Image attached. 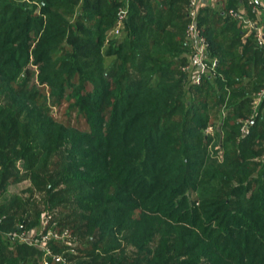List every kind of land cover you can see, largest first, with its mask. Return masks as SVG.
I'll use <instances>...</instances> for the list:
<instances>
[{"label":"trees","instance_id":"obj_1","mask_svg":"<svg viewBox=\"0 0 264 264\" xmlns=\"http://www.w3.org/2000/svg\"><path fill=\"white\" fill-rule=\"evenodd\" d=\"M187 1L129 0L117 33L125 0H0V264L46 252L11 235L39 223L8 193L21 165L56 197L71 193L93 230L77 250L110 254L123 238L138 252L115 264H264V98L252 105L264 46L203 7L213 70L197 85L184 68ZM51 197L48 210L78 232ZM48 246L56 255L43 259L65 264L68 246Z\"/></svg>","mask_w":264,"mask_h":264},{"label":"rangeland","instance_id":"obj_2","mask_svg":"<svg viewBox=\"0 0 264 264\" xmlns=\"http://www.w3.org/2000/svg\"><path fill=\"white\" fill-rule=\"evenodd\" d=\"M243 1L244 0L240 1L239 8H244L248 12L247 14L251 18L257 19V16L251 14V10L244 6ZM223 4H224V0H214V1L212 0L211 2L208 3V7H211L214 9L219 8L221 10H224V14H226L229 9L228 10L224 9L225 7L224 8L222 7ZM125 6L126 7L129 6V0H125ZM125 6H122V8H124ZM186 6H187V3H186ZM185 8L188 11V8L187 7H185ZM127 16H128V14H127ZM238 25H239V23H238ZM240 26L244 32L243 26L242 25H240ZM186 29H187V26H186ZM185 38L187 39L189 44H191L190 41L188 40L186 30H185ZM246 38L244 37V34H243L242 41H241L242 44H245V41L247 40ZM191 46H192V44H191ZM191 54H192V52L189 54V58H190ZM190 79L192 80L191 73H190ZM254 97L255 98H254L252 105H253L254 110H255V108L258 107L257 105L256 106L254 105V102L257 98L256 93H255ZM55 114L57 115L58 118H61L57 109H56ZM250 118H252V117H250ZM244 121H245V119H244ZM215 131H216V129L213 126H208V128L205 129V133L211 134L214 136L212 143L218 144V136H217ZM53 165L54 164H51L50 169H53L52 168ZM54 167H56V166H54ZM20 168H21V170H19L17 179L15 181H13L11 179V182L7 188H8L9 195H11L12 193L13 194L16 193V195H18L17 197L19 199H21V200H18V203H21L20 201H24L25 203H27L28 209H27V213H25L26 217L30 216L31 221H34L35 219L39 218L38 219L39 223L37 225H35L34 227H31V228L24 229V230L29 231L31 233L32 242H36V240H37L36 245H31V246L38 248V249H44V251H46V249L44 247L45 241L40 242V238L44 232L42 221H43V219L46 218L47 215H50L51 220H53L52 221L53 225H56L60 228H64L65 230L68 231L67 232V238L69 239V243L65 244L66 246H68V248L66 249V252H68L67 250H69L74 255L67 254L66 256H64L65 251H63V253H61V255H60V258H62V260L65 262V264H73V262L78 257L77 254H80L81 257H83L85 259H89L90 261H92L93 264H95V263L96 264H115L114 260L119 261L121 259H125L126 257L133 256L134 253L138 252V248H135L134 245L127 244V241L124 240L123 238L122 239L120 238V245H121L120 248H118L117 250H114V252H112L110 254H106L103 250L97 249V248L93 249V250H84L85 245H83V243L85 244V242L81 243L80 244L81 248L77 250V246L79 245L78 244L79 238H81V239H82V237L88 238L91 235V233L93 232V230L90 227H88V225H84V223H82L83 221L80 219V217H82L81 209L76 207V204L73 203V201L70 199L71 195H69V194H71V193H69L67 191H65V192L58 191L59 193L56 197L55 190L49 191L48 183L45 182V185H41V180L37 181V179L34 177L32 172L28 171V173H27V170L24 169V167L22 165L20 166ZM61 186H63V187H61ZM67 187H64V185H59L58 190L60 188H62V190H67L66 189ZM47 196L48 197L52 196L51 197L52 200L50 199L49 201H51V203H53V204L54 203L58 204V203L62 202V200L65 204H67V205L69 204V206H70L69 210L70 211H68L67 215H65V216L69 219L70 222H75L76 220L80 219L79 225H84L85 227L83 226L81 229H79L78 232L73 233L74 229L72 228L71 225H69V224L66 226L60 225L59 221L62 218V216L60 215L58 210H56L55 212H51V210H48V208L46 207ZM15 200L16 199H13L12 201H15ZM58 209H60V206ZM75 217H77V218H75ZM44 233H46V232H44ZM73 240L76 242H74ZM65 242H68V241H65ZM45 253H43V257H40L39 255L37 256V262H39V264H41L42 260L43 261L45 260V259H43ZM52 255H56V254L53 253ZM114 257H116V259H114Z\"/></svg>","mask_w":264,"mask_h":264},{"label":"built area","instance_id":"obj_3","mask_svg":"<svg viewBox=\"0 0 264 264\" xmlns=\"http://www.w3.org/2000/svg\"><path fill=\"white\" fill-rule=\"evenodd\" d=\"M212 0H188L187 1V37L190 43L192 44L193 51L189 58V63L184 67L188 70L192 75V80L197 85L202 83L203 78L209 74L213 70V63L210 62L209 59V50L211 44L207 39L206 35L203 32V27L199 25V15L203 7H207L208 3ZM214 1V0H213ZM244 6L251 10V14L257 16V19L251 18L244 8H231L227 11L228 15L233 19L235 18L239 25H242L244 28V37L248 38L249 36H254L256 42L260 46H264V24L260 18V12L264 9V0H244ZM118 12V21L116 25V32L118 33L123 27L128 9L125 6L124 8H120ZM259 18V19H258ZM246 38V39H247ZM256 100L254 105L259 106L264 98V88L260 89L256 93ZM250 125L251 119H246L244 124L241 127V132L244 135L250 134ZM1 220V219H0ZM51 216L47 215L45 219H43V235L40 238L41 241H45V249L46 255H52L53 250L50 246H48L49 241H53V243H69V239L67 238V230L64 228H60L56 225L52 224ZM12 238H18L21 242H26L29 245H36V242H32V236L29 231L23 230V232H13L11 233ZM68 239V240H67ZM68 241V242H65ZM60 259V256H57ZM49 260L45 258L43 261L44 264H49Z\"/></svg>","mask_w":264,"mask_h":264},{"label":"crops","instance_id":"obj_4","mask_svg":"<svg viewBox=\"0 0 264 264\" xmlns=\"http://www.w3.org/2000/svg\"><path fill=\"white\" fill-rule=\"evenodd\" d=\"M244 4V2H243ZM260 18H261V21L263 24H264V9L260 12Z\"/></svg>","mask_w":264,"mask_h":264}]
</instances>
